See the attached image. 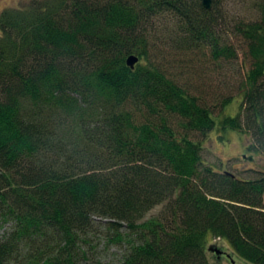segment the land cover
Here are the masks:
<instances>
[{"label":"trees","instance_id":"16d2710c","mask_svg":"<svg viewBox=\"0 0 264 264\" xmlns=\"http://www.w3.org/2000/svg\"><path fill=\"white\" fill-rule=\"evenodd\" d=\"M216 6L31 0L1 10L0 217L12 229L0 238V264H83L93 217L125 247L118 264H209V236L264 264V171L204 165L200 143L171 124L176 116L203 135L249 133L248 150L264 153V0L259 20L238 27L251 66L236 115L214 116L149 59L163 13L214 58L235 57L217 40Z\"/></svg>","mask_w":264,"mask_h":264},{"label":"rangeland","instance_id":"374dc122","mask_svg":"<svg viewBox=\"0 0 264 264\" xmlns=\"http://www.w3.org/2000/svg\"><path fill=\"white\" fill-rule=\"evenodd\" d=\"M30 1L0 0V12L4 8L24 7ZM260 1L217 0V18L213 28L217 40L222 45H229L235 51V57L214 58L209 45L196 44L184 37L182 32L181 34L176 32L178 19L169 13H163L158 15L156 27L155 29L152 27L149 35L150 61L197 97L214 116L236 115L240 111L246 73L251 66L247 41L239 33L238 27L243 23L259 20ZM227 98L231 99L224 108L222 104ZM146 116L147 113L139 114L141 119H145ZM171 124L177 136H186L200 143L204 165L244 177H251L257 171H264V153L248 150L252 142L249 133L226 130L221 134L218 130H212L203 135L185 128L182 120L176 116L171 117ZM249 156L252 157L251 160L248 159ZM163 208L164 204L155 206L145 218L158 216ZM92 222L94 229L88 236V244L84 246L87 253L82 263L118 264L125 247L110 239L113 231L109 228L107 219L93 217ZM11 229L12 223L0 217V238ZM208 239L206 253L209 264H250L232 250L226 239L211 236ZM209 246L220 249L221 254L217 255L210 251Z\"/></svg>","mask_w":264,"mask_h":264},{"label":"water","instance_id":"95a60500","mask_svg":"<svg viewBox=\"0 0 264 264\" xmlns=\"http://www.w3.org/2000/svg\"><path fill=\"white\" fill-rule=\"evenodd\" d=\"M202 5L207 8L210 9L211 5H212V0H202ZM139 58L137 55L135 54H131L126 58V64L133 69L135 67V64L138 62ZM249 160L252 159L251 156L248 157ZM209 250L215 252L217 255L221 254V250L216 248L215 246H209ZM234 262V261H232Z\"/></svg>","mask_w":264,"mask_h":264}]
</instances>
